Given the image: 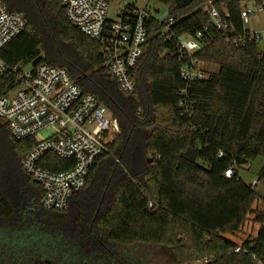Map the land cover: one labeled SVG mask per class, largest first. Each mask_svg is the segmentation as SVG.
Returning <instances> with one entry per match:
<instances>
[{"label": "trees", "instance_id": "16d2710c", "mask_svg": "<svg viewBox=\"0 0 264 264\" xmlns=\"http://www.w3.org/2000/svg\"><path fill=\"white\" fill-rule=\"evenodd\" d=\"M2 1L27 25L0 61L9 68H63L107 108L119 131L63 212L42 208L41 187L23 173L19 158L0 162V264H158L162 256L171 264L206 257L207 264H254L252 256L264 264V210L253 207L264 199L239 175L262 158L256 185L264 182V45L245 38L240 17L244 3L264 0H157L168 16L149 26L132 95L108 76L99 42L67 21L60 0ZM206 6L229 29H216ZM171 18L173 38L166 40L157 32ZM197 33L201 50L192 57L211 69L186 83L180 69L188 59H180L176 39ZM13 89L12 74H0V97ZM0 141L6 159L8 144L21 160L35 144L13 140L1 121ZM44 160L51 172L73 165L52 155ZM12 165L10 181L5 172ZM249 215L257 234L234 253L237 245L224 234L240 232ZM199 252L206 253L193 258Z\"/></svg>", "mask_w": 264, "mask_h": 264}, {"label": "built area", "instance_id": "2783aa9c", "mask_svg": "<svg viewBox=\"0 0 264 264\" xmlns=\"http://www.w3.org/2000/svg\"><path fill=\"white\" fill-rule=\"evenodd\" d=\"M110 1L115 0H60V3L68 22L84 37L99 42L108 76L124 95H132L136 90L133 72L142 59L149 26L155 18L147 7L124 3L116 12L117 21L111 22L107 18ZM203 12L213 20L216 29H229L214 8L206 6ZM260 15H264V4L252 3L240 13L244 26ZM174 22L172 18L165 21L157 35L171 40L169 28ZM26 25L21 13L9 12L0 0V52ZM201 36L197 33L194 38L182 35L176 39L180 59L184 56L188 59L180 69L186 83L205 78L211 69L192 57L201 50ZM245 38L263 46L264 30L249 31ZM237 44H243V40ZM7 73L13 76L14 89L0 97V121L13 140L34 141L21 160V170L41 187L42 208L63 212L73 194L85 187L97 158L108 151L109 143L119 131L118 124L107 108L93 95L84 93L63 68L46 64L9 68L0 61V74ZM47 155L72 161L73 165L66 171L51 172L41 166ZM231 175L232 170L228 169L225 176ZM255 186L253 182L252 187ZM241 250L240 246L234 252ZM252 261L263 264L254 256Z\"/></svg>", "mask_w": 264, "mask_h": 264}, {"label": "rangeland", "instance_id": "374dc122", "mask_svg": "<svg viewBox=\"0 0 264 264\" xmlns=\"http://www.w3.org/2000/svg\"><path fill=\"white\" fill-rule=\"evenodd\" d=\"M124 3H128V4L133 3L138 8L147 7L148 9H150L153 17L159 22L164 21L168 16L167 6L163 5L162 3H159L157 0H120V1L115 0V1L109 2L108 13H107V18L109 21H111V22L117 21L116 12H117L118 8L120 6H122ZM244 4H245V6H251L252 5L251 2H246ZM244 27L248 30H251V31H259V30L264 29V15H260L256 18L250 19L249 23L247 25H245ZM64 43L65 42L62 41V44H64ZM64 45H68V44L65 43ZM261 47H262V45L259 46V48H261ZM69 48L72 50L74 49L73 46H69ZM158 110H159V112L167 113V111L164 109L163 110L158 109ZM109 145H110V143H109ZM3 146L4 145L0 141V152H1V157H2L0 162L2 161L3 163H5L8 160V163L10 165V162L13 161L15 158H19V161H21V152L16 151L15 147L11 144H8V146H6L7 147V154L9 156V158L6 159L5 154L3 153L4 150H2ZM108 150H109V147H108ZM251 164H252V167H251ZM251 164H246L243 168H240L239 169V175L241 176V178L243 179V181L245 183H248L252 186L253 182H255V183L257 182L256 181L257 174H258V172H259V170L263 164V159L257 158ZM16 169H17V167H16ZM13 173H15V165H12V167H7L5 174H6V177L8 178V180L11 181L12 179H14ZM21 179L25 180L24 177H22V176H21ZM32 185L35 186L33 183H32ZM255 190H256V192H258V194L260 196H263L261 198L264 199V182H260L258 184V186L255 187ZM262 206H263L262 199L257 201L253 205L254 208H258L260 210H262V208H259V207H262ZM253 217H254L253 215L248 216V220L245 222V224H244V226L240 232H238L237 234H234V235L224 234V237L227 238L232 243L236 244L237 247H240L244 241L253 240L257 234V231H258V224L253 221V219H254ZM205 253L206 252H204V253L199 252L196 256L194 255L193 258H195V257L197 258L201 254H205ZM204 259L206 260L205 261L206 263L203 262V264H207L211 261V258H209V257H206ZM200 260L201 259H197L195 261L192 260V261L188 262V264H199V263H197V261H200ZM158 264H171V263L169 262V259L166 256H162L160 258Z\"/></svg>", "mask_w": 264, "mask_h": 264}, {"label": "crops", "instance_id": "0c3cea01", "mask_svg": "<svg viewBox=\"0 0 264 264\" xmlns=\"http://www.w3.org/2000/svg\"><path fill=\"white\" fill-rule=\"evenodd\" d=\"M252 4V3H251ZM246 30H248V29H246ZM262 30H264V29H262ZM262 30H259V31H262ZM248 31H251V30H248ZM251 167H252V164H251ZM259 184V183H258ZM258 184L256 185V187L258 186ZM257 189V188H256ZM261 197H263V196H261ZM262 203H263V206L262 207H259V208H262V210H264V201L262 200Z\"/></svg>", "mask_w": 264, "mask_h": 264}]
</instances>
